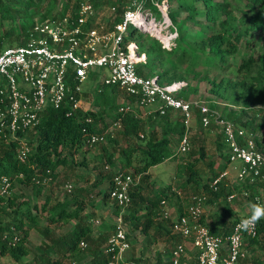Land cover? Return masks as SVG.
<instances>
[{
	"label": "trees",
	"instance_id": "16d2710c",
	"mask_svg": "<svg viewBox=\"0 0 264 264\" xmlns=\"http://www.w3.org/2000/svg\"><path fill=\"white\" fill-rule=\"evenodd\" d=\"M90 1L95 11V19H97L99 10L108 6L113 8L112 16L106 22V28H109L113 22H118L128 8L134 9L131 8L133 0ZM134 1L142 9L146 7L155 18L159 16L157 9L147 0ZM155 1L165 2L168 7L172 4L175 5L174 10H168L166 14L176 31L175 48H173V52L168 50L165 53H176V61L170 63L168 67H163L164 61L157 59V55L162 52L158 42L155 39H150V42L145 46L137 42L135 38L137 28L129 24L123 37V46L133 43L137 54L145 55L144 64L136 67L137 74L144 78H155L159 85L184 82L185 86L175 94V98L181 101H187L188 97L197 91L196 84L192 88L189 86L191 80L206 82L209 86L207 93L210 97L238 108L237 111H230L226 114L219 113L221 118L230 121L235 127L253 133L256 147L264 151V54L242 58L235 67L236 78L222 75L219 78L209 79L205 74L200 75L197 72L192 73L190 77L187 74L188 68L194 67V64H196V69L204 65L211 69H219V71H223V74L226 73L229 69L226 59L235 55L241 40L245 39V43H247L246 38L250 33H261L264 30V0H244V9L241 10L239 17L233 14L228 1ZM77 3L78 0H0V48L23 46L27 42L28 30L37 22L58 20L66 15L71 19L74 18ZM249 11L254 14L248 22ZM181 13L184 16L178 19ZM3 23L7 24L6 27L2 26ZM189 26L191 29H195L194 33L190 35L187 34ZM86 27H91L90 21ZM88 78L96 80L97 74L91 73ZM117 91L119 90L116 86L96 84L93 104L97 107L87 111L77 109L70 115H66V106L59 109L46 108L42 112L38 124L31 131L22 134L25 139L29 138L26 140L30 147L24 163H19L16 160L13 143L9 145L0 143V176L8 177L11 185L15 181L17 184L30 187L34 192V197L39 198L43 190V186L40 184L41 180L50 177V182H52L57 167L67 164V155L62 151L66 150L73 154L83 148H90L86 142L87 136L92 133H104L111 124L104 122V119L113 112L114 120L119 119L122 126V129L117 133H120L127 143L125 147L119 148L116 154L104 150L103 155L98 157L100 169L104 170L106 174H97L98 178L93 185H99L104 180L109 183L112 177L111 168L115 164L121 170H129L131 175L139 176V183L128 193L130 202L122 212V221L129 228L127 238L130 232L138 231L139 234L147 237L148 243L151 244L155 240V236L148 235L149 230L155 228L154 235L159 234L157 228L159 223L155 221L159 218L157 206L161 200H168L166 191L171 189L169 185H166L161 191L151 192L144 197L140 194L142 191L140 183L147 178L146 172L149 168L166 160H175L177 155L172 153L171 145L172 143L177 145L184 133V125L179 117L173 116L171 110L165 111L163 115H159L157 109L153 110L145 120L141 118L136 109L119 113L117 111L119 105H115ZM123 95L124 100L132 101L124 93ZM208 107L214 109L210 104ZM86 118H90V124L84 122ZM219 138L216 149L223 150L219 156L221 162L216 165L215 169L212 167V162H208L210 175L208 178H204V183H201L202 174L196 168L198 159L195 158L197 155L199 159H203V150L202 148L193 150L190 144V150L185 154L187 159L181 161L176 167V176L178 179H182L181 185H176L179 191L170 192L171 195L176 196V199L180 197L177 193L180 195V190H184L189 183L196 186L194 192L205 195V203L217 200L222 202L231 193L232 190L221 181L216 185L215 190L209 188V183L228 164L226 146L221 134H219ZM106 142L115 145V137L113 139L106 138ZM82 164L79 165L82 166ZM104 167H107V170ZM241 188L251 197L253 192L255 195L259 189L264 197V172H261V176L250 184L242 182L232 187L233 190ZM85 193L83 188H78L71 198L56 200L51 204L47 197L43 198L40 212H48V224L66 223L74 220L75 225L72 230L59 238L50 239L48 244H43V251L35 258L39 264H63L65 259L76 258L77 253L81 251L78 249L80 241L86 244V248L88 244L93 243L90 224L85 221L87 217L81 215L85 207L82 195ZM107 193L106 190L102 200L108 199ZM13 199L14 197L10 198L9 196L0 197V257L8 256L13 263L20 264L22 258L28 254L26 248L27 230L37 227L38 215L32 213L36 206H29L25 201L19 202L14 209H10ZM112 206V214L115 216L119 209L114 204ZM183 213L178 207L177 218ZM222 216L223 214L220 215V217ZM161 220V222H167V220ZM154 221L156 222L155 226ZM235 221L223 222L216 217L213 222L205 223L201 219L212 235L221 237L229 234ZM172 223H169L170 226ZM13 233L18 237L14 243L11 242ZM42 233L46 236L47 229H44ZM168 233L169 231H166V234ZM173 238L174 236L170 237V239ZM244 243L247 257L240 264H264V260H259L253 254L254 248L264 252V220L257 224L255 238L247 239ZM101 249H89L88 254L91 259L86 264H105L106 258ZM167 255L168 260L162 262L158 253L154 264H171L169 254ZM74 262L76 263V261ZM189 264H197L194 253Z\"/></svg>",
	"mask_w": 264,
	"mask_h": 264
},
{
	"label": "built area",
	"instance_id": "2783aa9c",
	"mask_svg": "<svg viewBox=\"0 0 264 264\" xmlns=\"http://www.w3.org/2000/svg\"><path fill=\"white\" fill-rule=\"evenodd\" d=\"M147 1L157 9V1ZM133 3V10L128 8L118 22L106 28V23L94 18L91 1L78 0L74 18L66 15L58 20L37 22L28 30L27 42L23 46L0 48V143H13L16 160L24 163L30 147L22 134L38 124L46 108L59 109L66 106V115L81 110L80 86L88 80L89 74L96 73L99 75V83L116 86L132 100L121 101L117 109L119 113L136 109L141 115L147 108H152L148 113L157 109L159 115L167 110L178 115L184 125V133L176 145V155H185L190 150L188 123L196 112L202 129L211 124L218 128L226 146L228 164H238L235 179L248 184L254 182L264 172V151L256 147L253 133L222 119L208 104L176 99L175 94L185 86L184 82L159 85L155 78H144L137 74L136 67L144 64V56L137 54L133 43L123 46L127 26L132 24L136 28L141 26L150 29L164 48H167L170 38L162 36L159 29H155V19L151 13H145V16L151 17L145 23L141 7L134 0ZM109 10L113 12V8ZM89 21L91 27L87 28ZM84 122L90 124L91 120L86 118ZM121 129V122L116 119L104 133L89 134L86 142L89 147L104 144L106 138L113 139ZM104 169L107 170V167ZM225 176V172L218 174L209 183V188L215 190ZM50 181V177H45L40 184L44 187ZM138 182V175L112 172L107 197L119 212L114 216L113 229L101 249L106 258L105 264L126 263L129 240L122 212L130 202V189ZM64 189H71V184H65ZM10 191L11 181L6 176H0V197L9 196ZM205 200L204 194H190L183 215L173 219L166 201L161 200L159 218L173 220L171 232L190 241L197 264H240L247 257L244 241L256 236L257 225L254 231H243L240 228L241 219L249 215L250 210L232 224L228 235L216 236L201 222ZM254 202L264 204V199ZM91 225L98 227L100 221L93 219ZM17 240V234L13 233L11 242ZM85 248L86 244L80 241L78 249L82 251ZM183 255V243L174 244L169 252L171 264H177ZM68 264L76 263L69 261Z\"/></svg>",
	"mask_w": 264,
	"mask_h": 264
},
{
	"label": "rangeland",
	"instance_id": "374dc122",
	"mask_svg": "<svg viewBox=\"0 0 264 264\" xmlns=\"http://www.w3.org/2000/svg\"><path fill=\"white\" fill-rule=\"evenodd\" d=\"M219 1H228L231 4V11H233V14L236 17H239L241 15V10L244 9L243 7L244 0H219ZM162 4L163 5L158 3L157 11L159 16L158 17L156 16L157 18H155L152 14L151 15L155 19L154 20L155 29L156 30L159 29L160 34L162 36H166L167 38H170L168 39L169 40L168 45H166L167 48L166 47L164 48L162 44L158 41V39H156V37L153 35V32H150V29L146 27L141 28V26H139L136 30L135 38L137 42L142 43L144 46L150 42L149 41L150 39H155L160 45V50L162 51L157 55V59H161L164 61L163 67H168L170 63L176 61V53L166 54L165 52H167L168 50H171L172 52L174 51L173 50V48H175L174 41L177 35L169 19H167L168 17L166 14L168 10H174L175 5L172 4L168 7L165 2H163ZM59 5L60 2L58 3V6ZM237 7L240 9H238ZM109 8L110 6L99 10L97 16L98 21L106 23L108 19L111 18L112 15ZM131 8L132 9L135 8L134 3L131 5ZM141 11H142L141 14L142 18L145 20V23H147V21H149L151 17L149 15L145 16V13H150V11L146 7H144V9L141 8ZM248 13H249V17L247 21L249 22V20L252 18L254 13L252 11H249ZM183 16L184 14L181 13L178 16V19L182 18ZM6 25H7L6 23L2 24L3 27H6ZM187 28L189 29L187 30V34L190 35L194 33L195 29H191L190 26ZM246 40L247 43H245V39H242L238 45V49L235 55L229 56L226 59L227 63L229 64V69L227 70L226 73L224 72L223 74V71H219V69H211L205 67L204 65L199 66L196 69V64H194V67L188 68L187 70L189 71L187 73L188 76L190 77L192 73L197 72L200 75L205 74L209 79L219 78L222 75H225L230 78H236L235 67L238 65V63L242 58H245L246 56L256 57L264 54V30L261 33H250L247 36ZM98 77L99 75H97L96 80L88 78V80L82 83L80 86L82 95L80 97L79 107L81 108L82 111H87L89 109H94L97 107L96 105L93 104V98L96 91V84L98 85L100 80ZM195 84L197 86V91L194 95H190L188 97L189 101H201L202 103L210 104L220 114L223 113L226 114L230 111L238 110L237 107H233L230 104L225 103L217 98L210 97L207 93V89L209 86L206 82H196L194 80H191L189 82V86L191 88ZM123 100H124L123 92L117 91L115 98V105L118 106L120 102ZM141 118L145 120L142 113H141ZM113 121H114L113 112L109 117H106L104 119V122H107L108 124L112 123ZM26 139L28 140L29 138L26 137ZM115 140H116L115 145L105 142L104 144L101 145L93 146L90 148H83L79 150L77 153H73V154L66 150H63L62 153L67 155V164L65 166L57 167V169L54 172V179L52 180V182L48 183L46 186L43 187V190L39 198L34 197V192L30 187L17 184L15 181L12 182L9 197L10 198L14 197V199H13V205L11 206L10 209H14L16 207L15 205L18 204L19 202L25 201L28 203L29 206H33V205L36 206V209L34 211L32 210V213L38 215L37 227L35 229L27 230L26 248L28 250V254L24 258H22L20 264H39L35 258L40 254L41 251H43V244L45 245L48 244V241L50 239L55 240L59 238L63 234L72 230V228L75 225L74 220H70L66 223L48 224L47 222V217L49 215L48 212L46 211L40 212V207L42 205V200L44 197H47L48 200L50 201L49 204H51L56 200H62L63 198H71L74 192L78 188H83L86 192L84 195H82L83 206H85L84 214L90 212V214L95 215V212H91V210L93 211L100 208L97 210V213L93 218V219H98L100 221V225L98 227H93L90 222L89 224H90L91 234L97 236L99 233L104 232L105 229L111 226L109 219L111 220L112 218H108V215L109 217L111 216L114 217V215L112 214L113 206L107 198L102 200V196H104V192L108 189L109 183L107 180H104L99 185H93V184L94 182H96L98 178L97 174H101V175L106 174L104 173V170L100 169L98 157L103 155L104 150L109 153L116 154L118 153L119 148L125 147L127 143L126 140L121 137L120 133L116 134ZM175 148H176V143H172L171 145L172 153H175ZM191 149H192V144H191ZM196 149L197 147L193 146V150ZM202 150H204V148H202ZM203 153H204L203 159H206L205 157L206 152ZM186 159H187V155H182V156L177 155L175 156V160H169L167 163L164 162L162 165L161 164L158 165L156 169H151L150 173L152 175L151 178L152 182L146 178L143 182L140 183V185H142L141 186L142 189H144V191H146L147 194H150V190L154 188L152 190V193H155L154 185L157 187L160 184L166 183V181L170 178L169 173H172L174 171L171 162L179 164L181 161ZM81 163H83L82 166L79 165ZM169 167H170V171L166 172L167 168ZM161 170H163V174L160 175L159 171ZM111 171L112 172L123 171L130 173L129 170H123V169L121 170L120 168H118L117 164H115L111 168ZM155 172L157 173L154 174ZM67 183L71 184V189L69 190L64 189V185ZM181 183H182V179H179V181L174 184V187H176V185H181ZM134 187H132L130 191H132ZM176 189L179 190L178 187H176ZM180 191L181 192L179 196L182 197L181 200H185L186 196L190 195L189 193H196L194 192V189L189 190L187 188ZM94 205L97 206L98 208L94 209L95 207ZM101 208L104 209L101 210ZM44 229H47L46 236H44L42 233ZM126 229L127 230L129 229L128 226H126ZM129 234H131V232ZM173 236H174L173 239L168 240V243L165 245L166 249L164 250L170 251L173 246V243L177 241L183 243V246H184V242L188 241L186 239L183 240L179 238L177 235H173ZM128 238H129V250L125 256L126 262H128V264H154V262L156 261V257L160 252L154 251V248L151 247L152 243L151 244L148 243L147 237L132 232V235H129ZM101 245H103V242L93 241V243H91L90 245L88 244V247L85 250L79 251L75 259H65L63 264H68L69 261L71 260H74L76 261V263L79 264H86L88 262L87 256L89 253V249L97 250L98 248L101 247ZM185 251H186V247H184V252ZM0 264H15V263H13L8 256H2L0 257Z\"/></svg>",
	"mask_w": 264,
	"mask_h": 264
},
{
	"label": "crops",
	"instance_id": "0c3cea01",
	"mask_svg": "<svg viewBox=\"0 0 264 264\" xmlns=\"http://www.w3.org/2000/svg\"><path fill=\"white\" fill-rule=\"evenodd\" d=\"M151 109L152 108H147L146 110L143 111L142 115L144 118H146L149 115L148 112ZM172 114H173V116L178 117V115L176 113L172 112ZM188 134H189L190 144H192V149H193V146L197 147V149L204 148L203 152H206L205 153L206 159H199L197 155L195 156V158L198 159V163L196 165V168L202 174L201 183H204V178H208L210 175L209 168H208V162H212V167L214 169H215L216 165H218L221 162V159L219 156H220V154H222L223 150L221 151L219 149H216L217 145H218L217 141H218V139H220L219 138L220 133H219L218 128H216L212 124L209 127H207L206 129H202L200 127L197 114L193 113L192 118L188 123ZM168 161L169 160H166L164 162L167 163ZM164 162H162L160 164L162 165ZM160 164H158V165H160ZM158 165L153 166L147 170L146 175H147V179L149 181H151V178H152L150 170L156 169V167ZM171 165L173 166L174 171L172 173H169L170 178L166 181V183L160 184L157 187L154 185V187H155V192H159L163 189L164 186H166V185L170 186L171 190L166 191V195H168V197H169L168 200H166V204L171 211V215H172V219H173L174 217H177V208L178 207H180L181 211L184 212V209H185V206L187 203L188 195L186 196L185 200H181V198H182L181 196L176 199V196L170 194L171 191H179L176 189V187H174V184L179 181L178 177L176 176L177 163L171 162ZM237 168H238V164H236V163L235 164H227L224 167V169L221 171V172L226 173L225 178L221 180L222 184L229 187L232 191L227 196V198L222 202L217 200L214 202H209V203L204 204L203 214H202L201 219L205 223L213 222L216 219V217H217V219H221L223 222H231L233 220H237L249 212L250 203L254 202L257 199H264V197L262 196V192L259 189H258V191L255 192V195L253 192L252 197L249 196V193L245 192L242 188L239 190H233L232 189L233 186H236V185H239L242 183V182H238L235 179V174H236ZM167 171L168 172L170 171V167L167 168L166 172ZM159 172H160V175L163 174V170H161ZM156 173L157 172H155L154 174H156ZM160 182H162V181H160ZM195 187L196 186L192 183H189L186 186V188L189 190H193ZM152 190H150V193L152 192ZM142 191L140 192V194L142 196L146 197V195H148V194L146 193V191H144V189H142ZM189 194H191V193H189ZM97 208H98L97 206L94 207V209H97ZM98 209H100V208H98ZM103 209L104 208H101V210H103ZM97 210H93V211L91 210V212H95V215H96ZM157 210L159 211V206H157ZM84 212L85 211L83 209L81 215L83 217H87V219L85 221L90 223L91 220L95 217V215L90 214V212H88L89 214L88 213L84 214ZM221 214H223L222 217H220ZM88 217H89V219H88ZM218 217H220V218H218ZM108 218L114 219L113 216L109 217V215H108ZM112 219L111 220L109 219L111 226H109V228L105 229L104 232L99 233L97 236H94V234H91V239L93 241L103 242V245H104L107 237L109 236V234L111 233V231L113 229V225H112L113 220ZM155 221L159 223V227H157L159 234L154 235L155 228H152L151 230H149L148 235L155 236V240L152 242L151 247L154 248L155 252H160L159 256L161 258V261L165 262L166 260H168L167 254H169V252H170L167 250L168 253L166 254V250H164V249H166L165 245L168 243V240L170 239V237L174 235L171 232V226L169 224L173 220H169V221L167 220V222H164V221L161 222L162 220L160 218H157ZM155 221H154V226L156 224ZM167 225H169V226H167ZM126 226H127V224H126ZM166 231H169V233L166 234ZM134 233H138V231H134ZM130 235H132V232ZM141 236H143V235H141ZM133 240H131V241H133ZM103 245H101L100 248H102ZM184 247H186V251L184 252V255L182 256L183 259L182 258L179 259L177 264H189L193 259V253L194 252H193V249L191 247L189 240L184 242ZM253 254L259 260H261V261L264 260V252H262V251L260 252V250L258 248H254ZM90 259H91V256H90V254H88L87 260L89 261Z\"/></svg>",
	"mask_w": 264,
	"mask_h": 264
},
{
	"label": "clouds",
	"instance_id": "9594fccd",
	"mask_svg": "<svg viewBox=\"0 0 264 264\" xmlns=\"http://www.w3.org/2000/svg\"><path fill=\"white\" fill-rule=\"evenodd\" d=\"M250 213L240 221L243 231H254L258 223L264 220V204L252 202L249 205Z\"/></svg>",
	"mask_w": 264,
	"mask_h": 264
}]
</instances>
